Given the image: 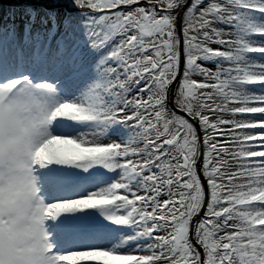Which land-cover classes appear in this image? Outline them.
<instances>
[{"label": "snow or ice", "instance_id": "1", "mask_svg": "<svg viewBox=\"0 0 264 264\" xmlns=\"http://www.w3.org/2000/svg\"><path fill=\"white\" fill-rule=\"evenodd\" d=\"M0 264H264V0L11 9Z\"/></svg>", "mask_w": 264, "mask_h": 264}, {"label": "rangeland", "instance_id": "2", "mask_svg": "<svg viewBox=\"0 0 264 264\" xmlns=\"http://www.w3.org/2000/svg\"><path fill=\"white\" fill-rule=\"evenodd\" d=\"M16 1H18V0H0V24H3L6 14H8V12H10V10H11V9L8 10V5L10 7L22 5V3H20V1L19 2H16ZM22 2L28 3V0H22ZM33 7H35V6H33Z\"/></svg>", "mask_w": 264, "mask_h": 264}, {"label": "bare ground", "instance_id": "3", "mask_svg": "<svg viewBox=\"0 0 264 264\" xmlns=\"http://www.w3.org/2000/svg\"><path fill=\"white\" fill-rule=\"evenodd\" d=\"M12 7H13V6H12ZM12 7H11V8H12ZM14 7H18V5H17V6H14Z\"/></svg>", "mask_w": 264, "mask_h": 264}, {"label": "trees", "instance_id": "4", "mask_svg": "<svg viewBox=\"0 0 264 264\" xmlns=\"http://www.w3.org/2000/svg\"><path fill=\"white\" fill-rule=\"evenodd\" d=\"M41 2H42V0H41ZM35 8H39V7H35Z\"/></svg>", "mask_w": 264, "mask_h": 264}]
</instances>
